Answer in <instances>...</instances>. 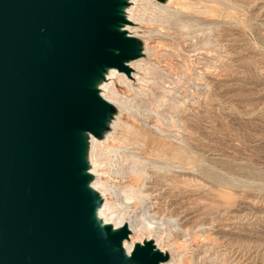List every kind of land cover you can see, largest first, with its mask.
<instances>
[{"label": "rangeland", "instance_id": "obj_1", "mask_svg": "<svg viewBox=\"0 0 264 264\" xmlns=\"http://www.w3.org/2000/svg\"><path fill=\"white\" fill-rule=\"evenodd\" d=\"M154 3L129 0L125 8L124 28L142 41L137 60L145 66L100 83L125 108L112 103L114 119L88 149L89 167L115 188L114 202L140 216V204L121 196L126 178L116 171L126 162L122 150L137 153L152 136L145 155L168 170L145 173L146 204L159 225L137 240H153L170 258V243L185 239L177 257L189 264L203 255L207 235L215 264H264V0L210 2L209 28L187 40L150 23ZM203 34L206 45L191 50ZM139 103L148 106L140 111Z\"/></svg>", "mask_w": 264, "mask_h": 264}, {"label": "water", "instance_id": "obj_2", "mask_svg": "<svg viewBox=\"0 0 264 264\" xmlns=\"http://www.w3.org/2000/svg\"><path fill=\"white\" fill-rule=\"evenodd\" d=\"M163 3L165 0H155ZM129 0H0V264H161L153 240L127 253L126 225L103 223L88 136L116 107L98 85L130 75L142 41Z\"/></svg>", "mask_w": 264, "mask_h": 264}, {"label": "bare ground", "instance_id": "obj_3", "mask_svg": "<svg viewBox=\"0 0 264 264\" xmlns=\"http://www.w3.org/2000/svg\"><path fill=\"white\" fill-rule=\"evenodd\" d=\"M165 1H166L165 5L161 4V3H154L153 4V7H154L156 12L152 14V17L150 18V23L158 24L163 29L172 30L173 33L179 34L181 37H183L184 39L187 40V38L195 36L194 35V34H196L195 28H197V27H198L197 30L199 32L200 31L202 33L206 32L205 31L206 27H207V25H209L208 24L209 23V15H210L211 11L213 10L210 2L217 1V0H192V2H188V0H165ZM174 6H179L180 8L175 9ZM189 10H193L195 13L191 12ZM124 13H125V16L127 18L126 9L124 10ZM124 27H126V26H124ZM207 28H209V27H207ZM124 29H126V31H128V28H124ZM205 36L206 35L203 34L202 37L200 36V38H198V40H196L193 44H190L191 50L194 47H196V48L202 47L203 48L204 44L206 43ZM187 47H189V46H187ZM143 65L144 64L141 62V60H134V61L129 63V66L132 68H139L141 66L143 67ZM116 71H117L116 69H109L106 72L105 76H107V74H115ZM118 77H119V79L124 78L122 75H118ZM100 86L101 85L99 84L98 87H100ZM109 87L110 86H106V88H109ZM111 92H113V89ZM100 93L110 103H114V104L119 103L120 105L122 104V106L124 105V102L121 103L122 102L121 99H120L121 100L120 101L117 97H109L107 95L102 94V92H100ZM145 95H146V93H144V96ZM143 104L141 105L139 103V104H136L134 106L139 107V109L140 108L142 109V107H143L142 110H144V108H146L148 105L146 106V104L145 105H143ZM129 106L132 107L131 105H129ZM124 108H121V109H124ZM126 108H128V106ZM141 109H140V111H142ZM137 111H139V110L137 109ZM157 129H154V130H157ZM93 141H94V137L88 136V149L91 147ZM153 142L154 141H153L152 136H150V137L146 136V137H144V139L142 141V145L140 144L141 146L138 144L140 142H136L140 146L139 152L135 153L132 151L127 152L126 150H122L124 157L126 159V162H125V164H122L119 167V171H116L117 173L121 174L123 176V178H126V179H124V182H123V189L120 192L121 196L123 197V199L125 201H129V203L131 201V202L140 204V206H141L140 216H138L137 214L133 215L132 213H130V211H128L130 207H128V210H126L125 209L126 205L121 207L116 202H114V198L118 194L115 191V188H113L111 185L107 184L103 179H101V177H97L98 171L96 169L92 170L89 167V172L92 175L91 186L93 187V189H95L97 191V193L101 196L102 201H103L100 208L98 209L97 215L103 221V223H110L115 228L122 226V225H126L128 227V229L130 230L129 238L123 241V247L125 248L127 253H129L133 249L135 243H140L137 240V237L139 234L143 235V232H145L148 234L149 237H151V234H153V232H154V226L153 225H157V226L159 225L158 222L156 221L155 212H153L154 214L153 213L150 214L151 209H149L148 208L149 205L147 206V204H146L147 200L150 198L149 197L150 195L148 193H144L149 188L148 187L149 185L146 186L147 182H146V177H145L146 174L145 173L148 171V168H155L153 170L154 171L153 173L156 172V173L162 174V173H165V171L168 170V168L164 164L160 165V162H162V161H160V159H157V158L153 159L150 157L151 156L150 154L145 155L146 154V152H145L146 148L150 147L153 144ZM137 144H136V146H137ZM87 160L90 163V160L88 157V151H87ZM165 160H167V159H165ZM154 184H152V186H154ZM153 193H155V192H153ZM117 197H119V196H117ZM122 202H123V200H122ZM122 202H121V204H122ZM158 204H159V202H158ZM127 206H129V205H127ZM160 220H162V222L160 224L162 226L163 219L161 218ZM178 232H181V231H178ZM204 239H205V241H204L205 244H203L204 242H202L203 246L200 248V251L202 250L203 255H201V257H199V261H197V262L191 261L189 264H206V262H210L212 264H215V257H213L214 254H210V250H209L210 247L207 246L208 243H211L212 239H211V237H208L207 235L204 236ZM149 240H151V239H149ZM186 242H187V240H185V239L182 240L181 243H179L177 241L171 242L170 248H171L173 254L167 261L162 262L161 264H181V258L177 257L179 254L178 248L182 247V245H184ZM154 245L156 247H158L157 244H154ZM160 250L164 252L163 249L160 248ZM198 253H199V250H198ZM193 256H194V253H193L192 257Z\"/></svg>", "mask_w": 264, "mask_h": 264}]
</instances>
